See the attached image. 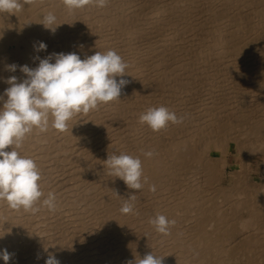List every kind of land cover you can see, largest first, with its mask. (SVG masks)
Here are the masks:
<instances>
[{"label":"bare ground","instance_id":"obj_1","mask_svg":"<svg viewBox=\"0 0 264 264\" xmlns=\"http://www.w3.org/2000/svg\"><path fill=\"white\" fill-rule=\"evenodd\" d=\"M21 3L0 12V96L8 77L26 78L7 65L35 68L34 57L50 53L85 59L114 50L129 83L119 99L77 114L64 131H34L17 149L36 162L41 201L54 193L56 210L0 202L7 264H45L49 255L60 264H138L150 253L162 264H264V181L251 177L252 156L264 163V0H93L73 10L63 0ZM49 12L54 34L41 23ZM39 42L46 51H36ZM160 103L183 122L160 131L140 123V111ZM121 153L141 159V190L109 174L104 161ZM133 194V211L122 213ZM176 214L181 225L167 235L151 223Z\"/></svg>","mask_w":264,"mask_h":264},{"label":"clouds","instance_id":"obj_2","mask_svg":"<svg viewBox=\"0 0 264 264\" xmlns=\"http://www.w3.org/2000/svg\"><path fill=\"white\" fill-rule=\"evenodd\" d=\"M93 0H63L70 9H81ZM99 7H104L108 0H95ZM23 7L21 0H0V12L14 13ZM53 34L56 31V16L49 12L41 22ZM55 25V26H54ZM36 51H46L47 45L39 42ZM54 59V62H52ZM38 66H18L13 63L7 65V70H19L26 78L18 82L16 76H10L5 81L9 87L4 90L0 100L7 97L0 107V202L5 203L12 210H23L35 214L40 207L48 211L56 210L55 194L49 192L47 197L41 190V173L36 162L29 157L22 156L19 149L27 135L38 131L47 132L49 127L64 131L68 122L77 114L88 113L101 104H108L119 99L121 90L129 83L122 77L128 67L123 58L114 50L106 53L97 51L95 54L81 59L75 52L50 53L44 58L34 57ZM117 77L121 79L117 80ZM184 117H177L167 107H150L140 115L139 121L146 124L152 131H160L171 124H180ZM12 146L11 151H6ZM151 158V151L143 153ZM105 166L109 174L123 180L129 189L141 190L147 178L143 176L142 161L121 153L109 155ZM155 191V186H152ZM136 194L125 199L121 212L133 211ZM157 232L169 234L175 221L159 215L151 221ZM2 237V236H0ZM11 255L6 249L0 251V259L5 264ZM39 258V257H38ZM163 257L152 253L145 255L138 264H162ZM45 264H60L54 255H49ZM132 264V262H129ZM136 264V261H135Z\"/></svg>","mask_w":264,"mask_h":264},{"label":"rangeland","instance_id":"obj_3","mask_svg":"<svg viewBox=\"0 0 264 264\" xmlns=\"http://www.w3.org/2000/svg\"><path fill=\"white\" fill-rule=\"evenodd\" d=\"M11 48L13 49V48H15V46L14 45H12L11 46ZM253 70V71H252ZM251 70V72H253L254 74L253 75H255L257 72L254 70V67H253V69ZM255 71V72H254ZM202 78H206L207 79V76H204V77H202ZM206 79H205V82L207 83V81H206ZM140 93V92H139ZM138 92H137V94H139ZM162 103V102H161ZM160 103V105H162ZM148 108H144L142 111H140V113L141 114H143L142 112L144 111V110H147ZM146 112V111H145ZM144 112V113H145ZM125 121V120H124ZM125 122H127V121H125ZM125 124V123H124ZM233 147V146H232ZM251 160H252V163H253V168H254V170L253 171H251V177L253 178L254 177V180H256V181H259V182H263L264 181V163H262V159L261 158H259V157H257V156H252V158H251ZM236 162H237V156L235 155V154H232L231 155V157H230V161H229V165H230V168H229V172H231V171H233L234 169H232V166H234L235 164H236ZM261 173V174H260ZM184 182L185 181H183V184H184ZM234 182V181H233ZM238 183V182H237ZM239 184V183H238ZM241 184V183H240ZM158 189V188H157ZM157 189H155V191H151L154 195H152L151 194V192H150V194L152 195V196H155V195H161V194H159V189H158V191H157ZM155 192H156V194H155ZM158 192V193H157ZM138 203H140V202H138ZM145 203H147V202H145ZM154 203V202H153ZM141 204L143 205L144 203H140V206H141ZM135 205V204H134ZM140 206H138V208L140 207ZM144 206V208H145V206H146V208L147 209H149V207H151V205L149 206L148 204L146 205H143ZM159 206V205H158ZM165 206V207H164ZM164 206H162L161 207V209L160 210H162V212L165 210L166 211V205H164ZM134 207V206H133ZM143 208V207H142ZM143 208V209H144ZM134 209V208H133ZM164 209V210H163ZM150 210V209H149ZM151 210H152V208H151ZM156 210V209H155ZM144 211H145V209H144ZM143 211V212H144ZM153 211H154V209H153ZM164 211V212H165ZM155 212V211H154ZM163 212V213H164ZM156 213H157V210H156ZM177 214H179L178 216H177ZM176 215H175V225H176V227L178 228L180 225H181V221L179 220V219H177V217L178 218H180L181 219V217H183V215L181 216L180 215V213H177ZM177 216V217H176ZM179 221V222H176L177 220ZM177 223V224H176ZM180 223V224H179ZM175 225H173V227L175 226ZM150 233V235H152V232H151V230L149 231ZM258 232V231H257ZM256 233V232H255ZM152 238H154V235H152ZM158 240H155L154 241V244L155 245H157V247H158ZM157 243V244H156ZM161 243V242H160ZM153 244V245H154ZM154 245V247H156ZM156 247V248H157ZM151 248H153L152 246H151Z\"/></svg>","mask_w":264,"mask_h":264}]
</instances>
